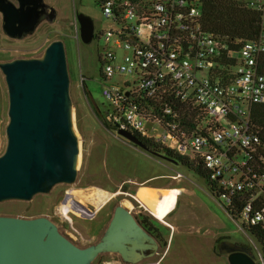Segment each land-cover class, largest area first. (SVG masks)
Segmentation results:
<instances>
[{"label": "built area", "instance_id": "2783aa9c", "mask_svg": "<svg viewBox=\"0 0 264 264\" xmlns=\"http://www.w3.org/2000/svg\"><path fill=\"white\" fill-rule=\"evenodd\" d=\"M206 1L98 0L112 23L95 33L101 76L126 79L105 85V120L200 161L264 264V153L252 119L264 104V0H222L261 14L259 36L245 42L205 29Z\"/></svg>", "mask_w": 264, "mask_h": 264}, {"label": "water", "instance_id": "95a60500", "mask_svg": "<svg viewBox=\"0 0 264 264\" xmlns=\"http://www.w3.org/2000/svg\"><path fill=\"white\" fill-rule=\"evenodd\" d=\"M0 15L2 33L24 41L44 23H57L59 11L47 0H0ZM77 23L82 43L92 44L96 33L92 18L78 14ZM0 72L8 94L6 148L0 155V204L31 203L39 195H50L57 186L76 185L81 137L65 42L52 41L37 56L2 61ZM116 129L120 137L150 152L133 134ZM160 250L159 240L123 204L114 208L98 241L85 247L47 216L0 215V264H95L106 255L118 256L123 264H142L155 259ZM228 261L257 264L243 246Z\"/></svg>", "mask_w": 264, "mask_h": 264}, {"label": "rangeland", "instance_id": "374dc122", "mask_svg": "<svg viewBox=\"0 0 264 264\" xmlns=\"http://www.w3.org/2000/svg\"><path fill=\"white\" fill-rule=\"evenodd\" d=\"M47 2L59 11L57 23H44L33 37L24 41L11 40L2 33L0 16V62L25 57L23 55L37 56L52 41L65 42L76 127L81 137L77 184L57 186L50 195H39L31 203L0 204V215L26 218L47 216L59 224L66 236L85 247L98 241L118 204L125 205L136 215L143 212L151 217L134 198L137 184L178 187L186 191L182 198L185 209L175 219L168 221L176 228L175 231L165 228L164 234L171 252L162 264H189L192 261L188 257L199 253V241L210 237L231 238L239 244L252 246L251 238L242 229L243 223L236 222L229 215L226 200L213 196L203 178L182 164L164 159L163 154H158L161 157L155 156L128 142L104 125L101 118L105 119L109 104L103 96V89L105 85H122L126 79L116 77L106 83L101 76L102 65L99 61V54H104L105 43L99 40L85 45L81 41L78 14L92 18L96 33L112 27L98 0ZM7 111V88L0 72V155L6 148ZM145 191L142 189L138 195L144 204ZM252 248L255 251L254 246ZM166 250H162L156 260H160ZM255 257L259 261L258 254ZM194 262L199 264L198 261ZM95 264L123 263L113 255H106Z\"/></svg>", "mask_w": 264, "mask_h": 264}, {"label": "trees", "instance_id": "16d2710c", "mask_svg": "<svg viewBox=\"0 0 264 264\" xmlns=\"http://www.w3.org/2000/svg\"><path fill=\"white\" fill-rule=\"evenodd\" d=\"M204 27L210 34L228 38L234 42L252 41L259 36L261 27V14L256 11L244 8L236 1L208 0L204 6ZM23 56L29 57L28 55ZM261 71L264 73V58L261 61ZM83 82L85 85V81ZM84 87L86 88V86ZM85 94L87 95L86 91ZM98 115L100 116L101 113ZM101 119L108 130H116L115 126L108 124L104 118ZM252 119L256 127V131L261 138L262 151L264 153V104L256 105L254 107L252 111ZM133 135L138 139L139 142L144 144L150 150V152L155 154H163L165 155L166 160L176 164H182L193 173L203 178L206 181L213 196L219 198L224 197V191L219 189L217 183L212 182L209 179L208 172L200 161L196 162L190 160L189 158L180 157L172 150L167 149L162 145L156 144L152 140L145 139L138 134ZM227 211L232 214L234 218L238 219L240 214L238 210L235 211L229 207L227 208ZM137 217L141 224L148 231L153 233L160 241L164 242V237L161 231L155 225L153 219L150 216L141 212L139 215H137ZM259 242L264 249V242L260 239Z\"/></svg>", "mask_w": 264, "mask_h": 264}, {"label": "crops", "instance_id": "0c3cea01", "mask_svg": "<svg viewBox=\"0 0 264 264\" xmlns=\"http://www.w3.org/2000/svg\"><path fill=\"white\" fill-rule=\"evenodd\" d=\"M2 126V121L0 120V128ZM6 128V127H5ZM137 188L135 190V200L141 204V206L147 211L148 214L151 215V217L160 225L164 226L165 228L171 229V230H176V228L171 225L168 221L170 219H175L179 213L181 211H183L184 208V203H183V196L186 193V191L183 188H178V187H159V186H153L150 184H144V183H140L137 184ZM145 189L147 191L151 192V196H154L152 199H154V202L159 203L160 202V192H173L174 193V201L172 206L170 207V209L163 215V221L158 219L157 217H155V215L153 213H151L146 205L144 203H142L139 198V192ZM156 199V200H155ZM172 210V211H171ZM223 237H210L208 239H202L201 241H199V253L198 254H193L190 255L189 260L192 262H189V264H195L194 261H198L199 264H226V258L222 257L219 258L215 255L214 252V247L216 245V242L221 239ZM171 252V248L169 246V251H167V255L165 256V258L169 257ZM188 254H186L185 256H187ZM152 264V263H150Z\"/></svg>", "mask_w": 264, "mask_h": 264}, {"label": "flooded vegetation", "instance_id": "af4514ba", "mask_svg": "<svg viewBox=\"0 0 264 264\" xmlns=\"http://www.w3.org/2000/svg\"><path fill=\"white\" fill-rule=\"evenodd\" d=\"M1 16V15H0ZM79 25V24H78ZM94 41H98L99 42V38H98V36L97 35H95V40ZM113 131H116L117 132V130H113ZM112 198H114V197H112ZM114 211V210H113ZM113 214V213H112ZM136 215V214H135ZM139 215V214H138ZM111 217H112V215H111ZM136 217H137V215H136ZM138 218V217H137ZM111 219V218H110ZM153 219V218H152ZM139 220V219H138ZM110 221V220H109ZM154 221V220H153ZM140 222V221H139ZM109 223V222H108ZM141 223V222H140ZM155 223V222H154ZM155 225L159 228V230L161 231V233H162V235H163V237H164V242H162V241H160L153 233V235L159 240V242L161 243V250H160V252H159V254H158V256L155 258V259H153V260H150V262L152 263V264H162L163 263V261H165L166 260V258H165V256L167 255V251H169V244H168V242H167V240H166V236H165V234H164V232H165V227L164 226H162V225H160L159 223H155ZM146 229V228H145ZM147 230V229H146ZM150 232V231H149ZM151 233V232H150ZM165 242H166V245H165ZM252 245V244H251ZM239 246H243V247H246L247 249H249V251H250V253H251V255L254 257V260L256 259V257H255V251H254V249L252 248V246H246V245H243V244H239V243H237V242H235V241H233V240H231V238H225V237H223V238H221V239H219L217 242H216V245H215V247H214V252H215V255L217 256V257H219V258H222V257H225L226 258V264H229V261H228V259H229V257H230V255H231V253L232 252H235V250L239 247ZM168 247V248H167ZM164 249H167L166 250V252L164 253V256L160 259V260H156L159 256H160V253H161V251L163 250L164 251ZM170 256V255H169ZM113 257H114V255H113ZM115 257H117L118 259H120L118 256H115ZM121 260V259H120ZM154 260H156V262H152V261H154ZM122 262V261H121ZM148 262V261H147ZM145 263V262H144ZM143 264V263H142ZM150 264V263H149ZM196 264V263H195Z\"/></svg>", "mask_w": 264, "mask_h": 264}, {"label": "bare ground", "instance_id": "6f19581e", "mask_svg": "<svg viewBox=\"0 0 264 264\" xmlns=\"http://www.w3.org/2000/svg\"><path fill=\"white\" fill-rule=\"evenodd\" d=\"M150 191H145V200L147 204V209L150 210L151 213L155 215L158 219L163 221V215L170 209L174 201V193L173 192H160V202L155 203L154 196H151ZM155 198V197H154ZM156 200V199H155ZM172 211V210H171Z\"/></svg>", "mask_w": 264, "mask_h": 264}]
</instances>
